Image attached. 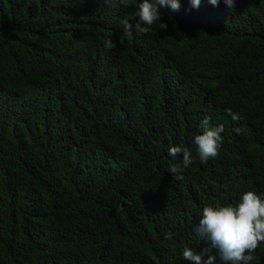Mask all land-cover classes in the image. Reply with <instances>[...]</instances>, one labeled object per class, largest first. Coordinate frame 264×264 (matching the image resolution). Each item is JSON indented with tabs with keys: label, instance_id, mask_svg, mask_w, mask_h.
Segmentation results:
<instances>
[{
	"label": "trees",
	"instance_id": "1",
	"mask_svg": "<svg viewBox=\"0 0 264 264\" xmlns=\"http://www.w3.org/2000/svg\"><path fill=\"white\" fill-rule=\"evenodd\" d=\"M180 3L109 56L135 5L0 0V264H192L185 247L221 264L194 229L204 207L264 194V0ZM205 117L224 127L206 164ZM175 146L194 158L183 180Z\"/></svg>",
	"mask_w": 264,
	"mask_h": 264
},
{
	"label": "clouds",
	"instance_id": "2",
	"mask_svg": "<svg viewBox=\"0 0 264 264\" xmlns=\"http://www.w3.org/2000/svg\"><path fill=\"white\" fill-rule=\"evenodd\" d=\"M124 7L136 6V11L122 19L123 32L120 38L106 39L105 47L110 49L109 56H118L133 47V39L138 34H148L156 29L166 31L167 24L162 22L165 13L160 7H170L172 11H179L180 0H119ZM221 0H208L212 6H219ZM192 8L198 9L202 0H189ZM223 3L233 9L235 0H223ZM160 12V14H159ZM161 16V18H160ZM138 18V19H137ZM135 20L136 22L130 23ZM105 29V28H104ZM233 121L241 120L239 114L227 110ZM202 134L194 138L198 157L201 163H207L219 155L223 143V125L212 126L210 117H205L200 124ZM234 131L240 134L241 128ZM168 155L176 161L182 155V165L170 162L169 173L175 180H183L184 170L194 163V158L188 149L179 146L170 147ZM200 241H210L211 247L219 250L221 264H250L252 253L264 243V194L257 195L249 191L244 193L240 202L235 206H206L203 208L202 218L194 229ZM166 239H172L168 233ZM209 249L196 254L189 247L183 249V259L192 264H215L216 257L209 255ZM207 256L205 260L204 257Z\"/></svg>",
	"mask_w": 264,
	"mask_h": 264
}]
</instances>
